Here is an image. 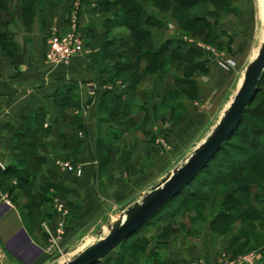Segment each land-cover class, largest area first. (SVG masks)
Wrapping results in <instances>:
<instances>
[{"label":"crops","instance_id":"1","mask_svg":"<svg viewBox=\"0 0 264 264\" xmlns=\"http://www.w3.org/2000/svg\"><path fill=\"white\" fill-rule=\"evenodd\" d=\"M70 2L64 0L55 7L37 4L29 24L19 16L1 15L0 20L7 24L0 29V174L14 163L18 154L14 133L28 129L31 115L43 124L36 152L44 161L30 190H15L23 194L20 206L13 201L14 193L6 192L7 183L0 182V264H64L104 238L124 210L149 194L212 134L264 43L263 2L207 0L204 15L218 31V43L226 55L237 62L236 69L225 72L206 56L193 58V65L174 59L165 78L157 73L144 77L133 113L145 124L123 133L106 163L97 152L98 132L100 129L106 136L114 127L100 121L98 103L109 85L105 69L120 61L125 48L117 43L103 53L100 43L104 38H100L104 19L97 9L84 4L82 34L91 26L98 42L77 56L69 68L48 63L47 39L55 30L67 29ZM4 36L7 38L2 40ZM173 37L166 27L154 40L161 45ZM185 73L189 75L187 83L183 81ZM168 77L173 78L172 83ZM70 84L76 86L72 104L63 111L57 107L55 97ZM177 85L189 89L180 100L184 109L180 108L177 115L182 116L181 120L170 115L164 121L157 119L155 109H164L168 92L180 91ZM78 118L84 122L81 128L74 125ZM70 135H77L80 144L72 147ZM160 140L169 142L170 150ZM183 152L188 153L169 169ZM57 161L82 167V175L58 167ZM58 204L69 211L67 217L57 210ZM204 216L199 239L189 235L188 240L185 225L180 224L163 252L159 248L164 245L151 241L146 249L130 255L121 254L118 247L102 261L110 258L112 262L119 260L117 264H148V257L159 251L167 264H216L220 252L228 251L229 240L216 238L211 232L212 215L206 212ZM60 223L63 228L58 233ZM52 236L57 239L56 248Z\"/></svg>","mask_w":264,"mask_h":264},{"label":"trees","instance_id":"2","mask_svg":"<svg viewBox=\"0 0 264 264\" xmlns=\"http://www.w3.org/2000/svg\"><path fill=\"white\" fill-rule=\"evenodd\" d=\"M40 1V0H39ZM81 1V11L80 16L82 14V9L84 4H90L92 0H80ZM156 0L155 2H157ZM162 2V0H160ZM176 6L174 8V12L177 10H181L184 12H189L192 8L197 6L201 0H172ZM207 1V0H206ZM22 6H23V12L22 18L23 21L26 24H29L35 14L36 5L38 4V1L36 0H21ZM158 1V5L162 6V3ZM37 3V4H36ZM99 6V13L103 17L106 16L103 23V33L102 38H104L103 41L104 45L102 46L103 53L106 49H108L113 44L121 43L122 47L125 48V51H122L119 55L120 61H124L126 59H129L131 57L137 56L140 59V62L147 63L145 67L141 66V63L138 65V67H131L129 64L126 65H120L116 66L114 68L106 67V73L109 75V78L107 79L108 83H114L115 78H118L119 75L127 73L131 70L136 71L138 74V78L136 79L137 82L133 86H130L128 89L130 91V94H127L126 92H123V90H120L119 88H114L113 90H105L103 91V96L99 101L98 105V111L101 113V109L103 106L111 105V110L108 113V118L104 120L100 119L102 122H108L113 124V129L104 136L99 129L98 132V145L99 149L103 150V152H106L107 154H111L116 143L120 139L121 135L128 131H136L138 129H141L143 127L144 123H139L137 126H133V121L135 119L131 116L132 114V104L131 99H135L137 95L139 94V86L143 80L144 77H146L149 74L153 73H160L162 78H165V75L167 71L169 70V66L172 61L178 60L182 61L184 63H189L193 65L195 57H206L207 55L198 47L195 45L188 44L185 42L182 38L173 37L169 40H166L161 45H157L155 43V35L159 32H161L164 28H166L165 20L157 16L150 10L147 6H145L141 0H108V1H100ZM164 4V0H163ZM112 7L119 8L121 12L123 13L125 20H119V18L111 17L109 14L111 13ZM5 5L3 4L2 0L0 1V10L2 15L5 13L4 11ZM72 7L69 6V11L67 14V21L68 17L70 15V9ZM3 10V11H2ZM192 21V20H191ZM122 22V23H121ZM206 23L208 27H211L212 32L215 31V27L207 20L206 18L199 17L195 18L192 23L196 24H203ZM122 24L123 27H125L128 32L130 33L129 38H125V40H105L106 36H108L109 33L113 29L116 28L117 24ZM81 25V23H80ZM87 32L84 34L85 37V47L88 48L90 46H93L98 41H96L95 37L96 35L93 33V30L91 26L87 27ZM83 31V30H82ZM7 35V34H6ZM7 38V36L2 37V40ZM214 42L217 43L216 46L220 47V49H223L222 46L218 43V35L213 34ZM128 48V49H127ZM142 50L143 52H141ZM208 57V56H207ZM188 73V72H186ZM185 73V77H183L184 83H187L188 80V74ZM74 85L70 84L67 87H65L61 93H58L55 97V103L57 107L60 110L66 111L71 107L72 100H73V93L75 90ZM264 76L262 77L258 92L255 96L254 101L252 104L248 107L243 120L241 124L236 128L234 133L232 134L231 138L223 145L220 152L207 164V166L198 174V176L187 186L183 189V191L175 197L171 202H169L162 210L149 222H147L144 226H142L139 230H143L145 227L153 226L154 224H157L159 222H162L165 220L166 214L169 212V207L178 202L179 199H184V197L192 196V198L197 199V189H207L210 185H219L220 183L227 182L228 180H231V183L235 185L233 187L234 192L231 194H228V197L225 201H223L222 206H228L226 207L227 210L237 209V207L244 206L249 204V199L246 200H239V198L234 195V193H243L249 195L250 192L254 189H264V142L260 139V137L264 136V126L262 127L259 124H253L251 123L252 133L256 137H254L249 147H240L237 144H234L232 140L234 138H239L241 136V130L244 127V125L249 121V118L251 115H257L258 117L262 118L264 121V96L260 100V102L257 103L258 97L260 95H264ZM172 93V97L169 96L166 101H164V111L161 113H158V109L156 108V118L159 120H163L164 118L170 113V116L174 118L176 114L178 113V110L184 109L181 104V99L176 102L174 99H177L176 97L180 98V91L178 92H172L171 90L169 93ZM158 110V111H157ZM166 111V112H165ZM169 116V115H168ZM131 118V119H130ZM29 122L31 123L24 132H15L14 138L16 140V149L18 150V154L16 155V159L14 163L3 170L4 172L0 174V182L2 185L8 181L9 177L19 176L18 181L22 184L19 186H16V188L12 189H22V191L28 192L30 190V187L32 185L34 177L39 173L40 168L43 164V158L39 156L36 152V148L38 147L40 141L38 139V132L42 128L43 124L41 123V119L39 117L31 115L28 118ZM120 121V122H118ZM117 122L120 123L119 125L124 127L125 130L121 131L120 133L115 130L117 127ZM83 119L78 118L74 125H78L79 128L83 127ZM70 141L72 142L74 147L79 143V140L77 139V135H70ZM242 137V136H241ZM80 144V143H79ZM230 147H234L236 149H240L244 154H247L246 158L244 160L237 159V160H231L232 166L234 167L235 172H230L228 174H223L221 177H216L215 182L211 183L209 179L206 178V175L209 176L210 169L215 165V163L219 160V157L221 154H227ZM74 152H77V148H73ZM109 160V159H108ZM106 160V163L108 162ZM221 166L226 167L228 164L226 163V160H221ZM231 166V167H232ZM237 166V167H236ZM21 175V176H20ZM211 175H214L211 173ZM211 177V176H210ZM185 202V201H184ZM213 204H215L213 202ZM250 207V206H249ZM247 207V210H253L251 207ZM257 210V209H256ZM251 213L245 212L242 214L243 220H246L247 217L251 218L253 215H250ZM258 216L260 218L264 217V212L260 213ZM195 216H192L191 220H195ZM226 215L224 214H218L216 218L212 221L213 223H216L218 221L225 220ZM255 218V217H254ZM138 230V231H139ZM175 228L172 229L169 234H167L169 237L171 234L175 232ZM138 231L135 233L137 234ZM134 234V235H135ZM132 237V236H131ZM130 237V238H131ZM128 238L125 240L120 246L119 251L123 255H130L135 253V251H138L139 249L137 244L135 242L129 241ZM169 239L166 240L164 243H168ZM158 242V241H157ZM164 243H159L158 245H166ZM249 241L245 244L248 245ZM233 244V243H232ZM142 246V245H141ZM147 245H144L146 247ZM144 250V249H142ZM158 255V253H153V257ZM158 257V256H157ZM119 259V258H118ZM158 260V258H156ZM162 261V260H160ZM117 264L119 263V260H115V262H112L110 258H107L104 261L99 262L98 264ZM153 264H159L154 260ZM160 264H167L166 262H162ZM264 264V263H261Z\"/></svg>","mask_w":264,"mask_h":264},{"label":"rangeland","instance_id":"3","mask_svg":"<svg viewBox=\"0 0 264 264\" xmlns=\"http://www.w3.org/2000/svg\"><path fill=\"white\" fill-rule=\"evenodd\" d=\"M1 1V0H0ZM38 1V4L41 6L45 5H52L55 7L59 3H62L64 0H36ZM71 2L69 3L68 6H71L73 9V6L75 2L78 0H70ZM101 0H92L90 2L91 7L99 10L100 2ZM102 1H108V0H102ZM117 1V0H114ZM156 0H141V2L147 6L154 14L157 16L162 17L165 20L166 27L169 28L171 25L174 30L173 34L176 37H187L196 41H199L201 43H204L206 45H211L215 47L217 50H219L222 53H225V49H220V47L216 46L217 43H215L213 40V34H218V31L215 29L214 32H212L211 27H208L206 23L203 22V24H196L192 23V21L196 18V15H204L205 14V8L206 6V0H201V2L192 8L189 12H184L181 10L173 11L176 4L172 0H163L162 2L158 0L159 2L162 3V6L158 5V1L155 2ZM264 3V0H259ZM3 4L5 5L4 11L5 13H9L13 16H19L22 17V12H23V6L21 0H2ZM37 4V3H36ZM72 4V5H71ZM99 5V6H98ZM217 5L214 4V6ZM37 9V5L35 7ZM69 8V7H68ZM208 10V9H207ZM3 11V10H2ZM36 11V10H35ZM1 13V10H0ZM111 17H116L119 18V20H125V17L121 10L119 8L112 7L111 13L109 14ZM102 17V16H101ZM106 16L103 15V18ZM203 18H207L205 15L202 16ZM1 19V15H0ZM192 20V21H191ZM207 21V19H206ZM122 23V22H121ZM117 24L116 28L113 29L110 33V35L106 36L105 40L111 39V40H125V38L130 37V33L128 30L122 26V24ZM7 21H1L0 20V29L2 28V25H6ZM4 29V28H3ZM2 29V30H3ZM170 30V29H168ZM102 31V30H101ZM5 32V30H4ZM105 41H102L100 43V46L104 45ZM88 49V48H87ZM128 49V48H127ZM143 52L142 50H140ZM235 60V59H234ZM141 63L142 67H145L147 63L145 62H140L139 57L134 56L129 59H126L124 61H118L115 63H111L112 65H107V67L114 68L116 66L120 65H126L129 64L131 67H138V65ZM183 67L179 66V69ZM190 68V67H189ZM106 71V70H105ZM189 71V70H187ZM234 72V71H233ZM232 73V72H231ZM138 74L136 71L131 70L127 73L121 74L118 76V78H115L114 83H109L110 86L113 88H119L120 90H123V92H126L127 94H130L129 87L133 86L137 82ZM160 78L161 74L158 73ZM109 78V75H108ZM169 81L172 83L173 78L168 77ZM178 86V85H177ZM180 88V95L176 97L177 99H174L176 102L180 100L181 98H184L187 93L189 92V89L187 87H182L178 86ZM264 92V90H263ZM192 94V93H191ZM172 97V93L168 92V97ZM264 95H260L258 97V102L263 98ZM140 104H143L144 102L141 101L139 102ZM137 103V104H139ZM131 104H132V114L131 116L135 119L133 121V126H137V124L140 123V120L136 118L135 114L133 113L134 110L136 111V108L138 107L135 104V99H131ZM111 110V105H106L103 106L101 109V115L105 119L108 118V113ZM164 110H160L162 113ZM159 112V111H158ZM166 112V111H165ZM170 115V113H168ZM182 116L177 115L174 117V119H178L179 121L181 120ZM131 119V118H130ZM177 121V120H176ZM120 122V121H118ZM117 122V127L115 130H117L118 133L121 131H124L125 128L120 126ZM251 123L253 124H259L262 127L264 126V121L262 118L258 117L257 115H251L249 118V121L244 125V127L241 130V136L239 138H234L232 142L234 144H237L240 147H249L251 140L256 136L253 135L252 133V128H251ZM83 133L80 135V137H83ZM257 137V136H256ZM255 137V138H256ZM262 142H264V136L260 137ZM165 141V140H164ZM169 148H165L166 150H170V144L169 142L165 141ZM190 151V150H189ZM188 151V152H189ZM97 152L100 155L101 160L105 161L110 159V155L107 154L106 152H103V150L97 148ZM188 152H183L181 156H177L175 158L174 164L171 166L172 169L175 167L177 164L180 163L182 158L188 153ZM247 154H244L240 149H236L234 147H230L228 153L221 154L219 157V160L211 167L210 169V174L209 176L206 175V178L211 181V183L215 182L216 177H221L223 174H228L235 172L234 167L232 166V163L230 162L231 160H237V159H242L244 160L246 158ZM248 157V156H247ZM244 158V159H243ZM226 160V163L228 164L226 167L221 166V160ZM63 162V161H60ZM65 162V161H64ZM58 163V161L56 162ZM232 166V167H231ZM237 167V166H236ZM214 174V175H211ZM21 176V175H20ZM211 176V177H210ZM19 177V176H18ZM18 177H10L8 181H6V192H15V189L11 188H16V186H19L21 183L18 181ZM22 185V184H21ZM264 186V185H263ZM233 187H235L234 184L231 183V180H228L227 182L220 183L219 185H210L207 187V189H197V194L198 198L194 200L192 196H187L184 197V199H179L178 202L172 204L168 209L169 212L168 214L164 215L165 220L162 221V223H158V225L154 224L155 226H149L143 228V230H139L137 234L133 235L129 241L135 242L138 246L137 249L142 250L146 249L148 244L153 241H158L159 243H164L166 240L170 239V237L167 235L169 232L172 231L173 228H176V226H179L180 224L185 225V235L186 238L189 240V235H192L196 237V239H199L201 235V230L199 228L204 227V214L206 212L209 213V215H212V221L216 218L218 214H224L226 215L225 220L223 221H218L216 223L211 224V232L212 234L215 235L216 238L221 239V240H229V247L227 248V252H220L219 254V259L216 264H219L223 259L227 260H234L240 256L247 255L253 252H260L264 254V217L260 218L258 216L260 213L264 212V189H254L252 192H250L249 195L243 194V193H234L239 200H246L249 199V204H247V207H251L253 210H247V207L240 206L237 207V209H230L227 210L226 207L228 206H222L223 201L226 200L228 197V194H231L234 192ZM20 194V195H19ZM23 194L22 193H14V203H16L18 206L21 204V199L23 200ZM185 201V202H184ZM213 202L215 204H213ZM249 207V208H250ZM23 208V207H22ZM257 209V210H256ZM250 212V215H253V217L248 218L246 220H243L242 214L245 212ZM192 216H195V220H191ZM255 217V218H254ZM207 219L208 216H207ZM197 222L195 225H192V223ZM195 226L196 230L192 227ZM198 226V227H196ZM194 229V230H192ZM201 231V232H200ZM174 234V233H173ZM191 240V239H190ZM248 243V245L245 246V244ZM233 243V244H232ZM166 244V243H164ZM218 244V243H217ZM142 245V246H141ZM144 245H147L144 247ZM165 246H160L159 250L160 252H163L165 250ZM163 250V251H162ZM159 252V251H157ZM153 255V254H152ZM150 255L148 257V264H153L154 260L158 262L159 264L164 262V260L161 258V256L158 254L155 257ZM158 256V257H157ZM158 258V260L156 259ZM162 260V261H160ZM198 262H194L193 264H196ZM264 263V261L262 262ZM206 264V263H205Z\"/></svg>","mask_w":264,"mask_h":264},{"label":"water","instance_id":"4","mask_svg":"<svg viewBox=\"0 0 264 264\" xmlns=\"http://www.w3.org/2000/svg\"><path fill=\"white\" fill-rule=\"evenodd\" d=\"M263 76L264 43L258 56L248 66L232 104L207 140L142 200L124 210L108 227L109 232L104 238L64 264H98L177 197L220 152L241 124Z\"/></svg>","mask_w":264,"mask_h":264},{"label":"built area","instance_id":"5","mask_svg":"<svg viewBox=\"0 0 264 264\" xmlns=\"http://www.w3.org/2000/svg\"><path fill=\"white\" fill-rule=\"evenodd\" d=\"M82 5L81 1L78 0L75 2L73 9L70 12L68 17L67 29L63 32L55 30L47 39L48 50L46 53V61L55 66H62L64 68H69L73 60L82 53L87 51L85 47V37L82 34V28L80 25V11ZM171 31L174 28L170 25L169 28ZM173 32V31H172ZM185 42L191 45H195L201 49L210 59V61L217 66L219 69L231 73L237 67V62L234 58L227 56L225 53L220 52L215 47L211 45H206L199 41L187 38L185 36L180 37ZM114 88L108 85L105 90H113ZM160 143L165 147L169 148L168 144L164 140H160ZM56 165L62 169L67 170L68 172L75 173L77 176H81L83 173L82 167L74 166L69 162H60ZM3 167V165H1ZM57 210L67 217L69 211L63 204L57 205ZM45 230L50 233V229L44 225ZM63 224H59L58 233H61ZM54 248L57 246V239L52 236ZM59 248V246L57 247ZM264 261V254L260 252H253L247 255L240 256L234 260L223 259L219 264H261ZM196 264H205L204 262H198Z\"/></svg>","mask_w":264,"mask_h":264}]
</instances>
